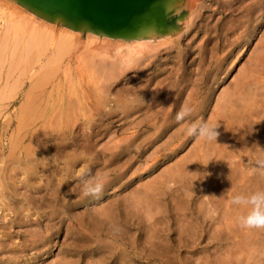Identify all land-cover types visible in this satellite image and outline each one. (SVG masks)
<instances>
[{"label":"bare ground","instance_id":"bare-ground-1","mask_svg":"<svg viewBox=\"0 0 264 264\" xmlns=\"http://www.w3.org/2000/svg\"><path fill=\"white\" fill-rule=\"evenodd\" d=\"M127 1L131 2V0ZM132 1H134L131 3L132 6H127L128 8H124L120 14L115 15V12L119 11L117 9L114 13H96L97 15L93 17L77 5L73 7L67 2L55 1L58 6H49L35 0H0V73L7 57L11 58L9 66L14 63L10 72L9 68L6 69L8 72L5 70V77L3 76L5 79L0 88V102L12 99L22 89L20 88L22 82L24 84L25 79L29 80L27 89L22 93L23 100L21 103L19 101L16 129L11 134L5 156L4 146L0 148V195L7 193V199H12L6 204L3 203V206L7 210L11 209L15 215H18L19 223H23V216H30L31 212H28L29 208L26 207L25 213L23 202L14 199L15 195L20 194L18 188L40 193L44 183L45 190L50 187L48 193L43 191L40 194V198L44 203L52 206L48 219L53 220L57 217L60 225L48 226L50 229L54 226L56 230L54 232H57L62 227L63 220H68L64 236L69 240L66 245L64 244L63 254L58 258L55 257L57 264H110L112 260L114 264L117 262L132 264L135 258L144 259L146 264H152L151 262L172 264L174 259L168 256L170 249L179 253L181 246H186L188 243L195 246L203 225L200 221L205 222L207 219L217 220L219 223L212 231V238L216 241L234 240L233 243L231 242V245L228 243L230 246L227 249L223 247L226 252L217 251L218 253L221 251L222 255L215 254L216 256L211 257L209 254H204L202 258L198 255V257L189 256L182 261L176 256L179 264H264V232L261 233V229L238 226L236 217L241 214L242 209L229 203L234 193L264 189V175L252 170L257 157L264 156V32L259 34V37L257 35L264 24L262 23L264 0H236L238 1L236 4L233 0H220L222 11H231V18L228 17L229 19L227 18L220 28L224 30L223 39L227 40L229 31L237 35L228 42H216V46L220 44L222 50L226 45L230 47L237 45L242 41L243 31L249 27L250 33L247 38L254 39L257 35V39L245 64L237 69L238 72L233 75L232 82L226 83L219 92L215 103L212 102L214 106L207 122L218 124L216 140L205 141L197 137L187 149L184 147L192 136L184 133L186 121H177L176 112L184 105H191L194 108L191 119L204 120L212 94L210 87L216 81L215 74L221 70L220 66L226 58V55L221 54L220 61L218 60L208 70L210 66L199 65L202 64L205 56L200 55L197 72L193 69L187 71L184 67L187 54H192L193 51L186 49L189 44L183 50L180 49V38L188 25L189 27L194 25L193 19L200 16V8L206 0ZM134 6L140 8L136 13H134L136 10L133 11ZM81 7L84 9V6ZM11 38L14 39L15 45L20 43L21 46H15L11 53L9 50L7 56L5 52L12 43ZM168 43L171 44L167 47ZM162 44L169 50L170 47L175 46L178 50L168 74L158 79V75L167 72V67L162 68L163 62H160V58H151L161 55L159 51L152 52ZM203 48L204 45L198 47L197 52L202 53ZM72 59L76 63L75 68L79 70L89 65L92 67L94 73L90 79L92 93L89 92L97 96V104L92 109L99 113L104 107L100 103L104 98L109 99L111 95L110 88L118 80H126L124 75L127 69L145 65V68L152 67V71L156 70L158 73L154 76L158 80L155 86L152 84L154 89L150 91L151 95L145 106L142 105V98L136 92V94L133 92V96H130L129 91V93L119 90L115 92L116 95L113 97L115 108L123 115H129L133 111L138 112L142 107H146L147 114L134 121L133 126H138L136 130L123 135L118 140L112 138V143L109 140L105 141L98 151L95 149V143L89 141L88 135H72L73 127L79 125L78 121L82 117L81 104L85 96L82 89L84 86L79 82L81 79L78 83L74 79L76 71L73 73L75 65L71 66ZM144 59L148 61H143ZM36 60L40 63L35 69L32 65ZM192 63L193 60L189 64ZM228 66L227 64L226 67ZM162 69L164 70L159 72ZM212 69L216 73L213 72L212 76H214L211 77L213 79L208 88H204ZM14 71L17 73L13 78ZM170 75H173L174 80L163 82ZM130 76L135 77L133 74ZM67 81L69 88H73L70 89L69 94L76 90V85L81 88L77 93L74 92L76 95L73 96L74 98L72 95L64 98L62 94L64 92H55L58 88H64V83ZM139 87L142 92L150 89L146 82L138 85ZM187 87L189 90L187 89L183 98L182 95ZM48 113L49 115L45 116ZM158 115H162L161 122H158L159 124L151 132L146 131L148 135L144 133L142 139L138 138L139 130L144 127L149 131L150 127L156 124ZM151 120L154 121L151 123ZM81 123L86 129L91 126L87 117L82 119ZM168 130L170 132L167 138L161 140L164 142H160L152 153L146 152L143 164L140 165L143 171L132 176L131 174L136 170L133 169L131 174L126 176L134 164L132 160L138 155L141 157L145 149ZM97 134L98 132L95 133ZM27 137L29 138L24 143ZM68 139L74 143L72 144ZM51 148L53 152L50 151ZM183 148L186 151L179 158L176 156L177 160L174 159L172 164H168L166 168L157 172L158 174L154 172L156 175L148 180L140 181L145 173L152 172L160 162L166 161ZM97 152H100L99 156H96ZM90 155L94 159H91ZM76 162L81 164L77 173H75ZM93 163L100 166L93 171L92 176H102L104 184L99 193L84 196L82 181L89 178L86 175L92 171ZM74 180L75 183L71 185L70 182ZM62 186H65V189L62 191L60 197L62 201L59 203L58 193ZM9 187L11 189L6 193L2 192ZM109 188H112L113 192L110 191L111 189L109 192ZM26 196L30 197L27 194L24 197ZM69 199L71 200L68 202ZM27 201L35 202L32 197ZM191 203L194 204L193 207ZM79 207H82L81 212H78L80 209L76 211ZM36 210L39 208L34 209ZM4 215L7 216L8 213ZM40 215L42 216V213ZM170 220L175 224L172 230L177 234L176 248L171 244L172 239L170 240ZM113 223L120 226V230L116 233L109 227ZM131 230L135 231V234H132ZM39 233L28 234L31 236V244L42 243L44 246L47 243L46 238L52 239L50 233L46 235L43 233L42 236ZM138 235L141 240V245H138L141 246L140 248L135 246ZM210 238L209 235L208 240ZM85 250L92 256L83 258ZM20 263L23 264V261Z\"/></svg>","mask_w":264,"mask_h":264},{"label":"rangeland","instance_id":"rangeland-1","mask_svg":"<svg viewBox=\"0 0 264 264\" xmlns=\"http://www.w3.org/2000/svg\"><path fill=\"white\" fill-rule=\"evenodd\" d=\"M212 1V2H211ZM206 0L204 1V4L203 6L200 8L201 10V13H200V16H198L197 18H194L193 19V26L188 25V27L185 29V31L182 32V37L180 38V43H179V47L181 46L180 49L183 50V48L186 47V45H188L189 47L186 48L187 50L189 51H193L192 54L191 53H188L187 54V60H185L184 62V67H186V70L187 71H190L191 69L195 70L196 72L198 71L197 67H199L197 65V62L199 60V56L201 55H205L203 57V61H202V64H199L200 66H210L209 68H207L208 70L212 68V66L215 65V63L220 59L222 58V55H226V58H225V61H223V63L221 64L220 68L221 70L219 72L216 73L215 70L212 69L211 71V76L209 77V80L207 81L208 83L206 84V87L204 88H208L207 86L210 84V82L212 81L213 77L212 74L216 73L215 77H216V81L212 83L210 89L212 90V94H211V99L209 101V104H208V107H207V111L205 112L206 115H204V120L203 121H208V118H210L209 114L214 106V103H215V100H216V97L217 95L219 94V92L224 88V86H226V83L229 84L230 82H232V77L234 78V74H236V71L237 69L239 70L240 69V66H242L243 64H245L247 58L249 57L250 55V52L251 50L253 49V46H254V43L257 39V35L258 37L262 34L263 29H264V24H262L260 30L258 31L257 35L253 38H247L248 34L250 33L249 29L246 28L247 30L243 31V36H242V41L239 42L237 45L235 46H225V49H222L221 50V46L220 44H217L216 46V42L218 43L219 41H222V43H225V42H228L229 40H232L237 34L232 32V31H229L228 34H227V40L224 41V37H223V29H220L221 26L224 24L225 20L227 21V18L230 17V14H231V11H227V10H223L222 11V2L223 0ZM219 1V2H218ZM218 2V4H217ZM234 4H236L238 1H234ZM212 11V12H211ZM224 12V13H223ZM220 14V15H219ZM228 14V15H227ZM220 17L218 20H217V16ZM234 16L238 15V14H232ZM231 18V17H230ZM196 19V20H195ZM214 19V20H213ZM229 19V18H228ZM224 20V21H223ZM216 21V22H215ZM192 23H189V24H192ZM205 23V25H204ZM222 23V24H221ZM262 23H264V18L262 20ZM201 24V25H200ZM198 25V26H197ZM199 27V28H198ZM196 28V29H195ZM204 28V29H203ZM206 28V30H205ZM211 28V29H209ZM216 28V29H215ZM205 30V32H204ZM215 30V31H214ZM242 29H240L241 31ZM199 31V32H198ZM209 31V32H208ZM186 32V33H185ZM204 32V33H203ZM216 32V33H215ZM214 33V34H212ZM220 33V34H219ZM212 34V35H211ZM222 34V35H221ZM260 34V35H259ZM194 35V36H193ZM206 35V37H205ZM232 35V37H231ZM230 36V37H229ZM188 37V38H187ZM246 38V39H244ZM11 44L8 45V48H6V55L8 56V53H9V50H10V53L11 51L13 50V48L15 46L19 47L21 46L20 43L18 44H14V39L11 38ZM203 39V40H202ZM188 40V42H187ZM246 40V41H245ZM196 41L197 44H196ZM187 42V43H186ZM204 42V43H203ZM171 44V43H168L166 44L167 47L168 45ZM204 45V48H203V51L202 53H198V47ZM80 45V44H79ZM166 45L164 46V44L156 47L152 53L159 51L161 53V55L159 54V56L157 55V57L153 56V58L151 59H158L160 58V62H163L161 63V66L162 68L163 67H167V72L166 73H162L161 75H158V79L162 78V76L168 74V71L172 68V64L175 60V56H176V52L178 49H176V46L175 47H170L171 49L169 50ZM210 45V46H209ZM243 46V47H242ZM163 47V48H162ZM223 47V46H222ZM237 47V49H236ZM80 48H81V45H80ZM178 48V47H177ZM216 48V50H215ZM224 48V47H223ZM229 48V49H228ZM242 48V49H241ZM165 49V50H164ZM175 49V50H174ZM231 49V50H230ZM205 50V51H204ZM235 50V51H234ZM165 51H169V53H164ZM228 51V52H226ZM238 51V52H237ZM225 52V53H224ZM246 52V53H245ZM150 53V52H148ZM207 53V54H206ZM209 53V54H208ZM224 53V54H223ZM227 53V54H226ZM169 54V55H167ZM222 54V55H221ZM163 55V56H162ZM215 55V56H214ZM165 57V58H164ZM211 58V59H210ZM235 58V59H234ZM237 58V59H236ZM11 58L10 57H7V59L5 60V62L2 64V70H1V73H0V88L1 86L3 85V82L4 81V73H5V70L7 68H9V72L11 71L10 69L14 66V63H11V66L8 65V63L10 62ZM43 59V58H42ZM228 59H231V60H228ZM193 60V63L190 65V61ZM235 60V61H234ZM74 60L72 59V62ZM143 61H148L147 59L143 60ZM169 61V62H168ZM220 61V60H219ZM231 61V62H229ZM70 62L71 66H74L73 68L76 67V63L75 62ZM210 62V63H209ZM233 64L231 66V64ZM40 62H38L37 60L34 61V64L32 65L33 68H37V65L39 64ZM156 63V61H155ZM167 63V64H166ZM226 63V64H225ZM171 64V65H170ZM225 64V66H224ZM227 64L229 65L228 67ZM36 65V66H35ZM35 66V67H34ZM87 66V65H86ZM144 67H138V68H135V67H131L129 69L126 70L125 72V75H124V78L126 80L123 79L122 80H118L116 84H114L113 87H111V97L109 96V99L107 98H104L103 102L100 103V105L102 106H106L105 108L103 107L102 108V111L99 113V112H96L94 109H92L96 104H97V96H94L92 95L91 91H92V83H91V75L94 76V73H92V67L87 66L85 67L84 69H77L75 68L73 73L76 71V75L73 76L75 77V81L78 83V81L80 82L81 85H83L84 87H82L83 89V92L85 94L84 98H82V110H81V113L82 114V117L81 119L78 121L79 125L73 127L72 129V135H88L89 137V141L90 142H94L95 143V149L96 151H98V149H100L102 147V145L105 144V141L112 143L113 140H118V138L122 137L123 135H126V134H129L131 131L133 130H136L138 126L134 125L133 126V123L134 121L137 119H140L142 116L146 115L147 114V111L145 110L146 107H142L141 110H139L138 112L137 111H133L131 112L129 115H123L121 113V111L119 109H116L115 108V103H114V100H113V97L116 95V91H122L123 93H126V92H130V96H133V92L134 94L138 93V95L140 96V98H142L141 102L143 103L142 105L145 106V104L148 103V99L150 98V91L152 89H154V86L157 82V77L154 78V76L157 73L156 70L152 71V67L150 68H145V65H143ZM189 66V67H188ZM78 67V66H77ZM224 69H223V68ZM80 68V67H79ZM87 68V70H86ZM91 70H90V69ZM135 68V69H134ZM142 68V69H141ZM227 71H226V69ZM229 68V69H228ZM15 69V68H14ZM134 69V70H133ZM137 69V70H136ZM148 69V70H147ZM33 70V69H32ZM164 69L160 70L159 72H162ZM7 71V70H6ZM7 71V72H8ZM194 71V72H195ZM223 71L225 74H223ZM226 71V72H225ZM79 72V73H78ZM83 72V73H82ZM214 72V73H213ZM238 72V71H237ZM16 73L17 71H14L12 73L13 78L16 76ZM85 73V75H84ZM92 73V74H91ZM135 73V74H134ZM152 73V74H150ZM219 73V74H218ZM222 73V74H221ZM82 74V75H81ZM130 74L135 77H132L130 76ZM148 74V75H147ZM79 75V76H78ZM81 75V76H80ZM142 75V77H141ZM219 75V76H218ZM234 75V76H233ZM4 76V77H3ZM92 76V77H93ZM195 76V74L193 75ZM79 77V78H78ZM82 77V78H80ZM85 77V79H84ZM141 77V78H140ZM144 77V78H143ZM160 77V78H159ZM219 77L221 79H219ZM12 78V79H13ZM87 78V79H86ZM149 78L151 79V81H149ZM170 78V79H168ZM168 78H166V80H164L163 82H167V81H171L172 79L174 80V77L173 75H170L168 76ZM10 79V78H9ZM219 79V80H218ZM136 80V81H135ZM86 81V83H85ZM87 81L89 83H87ZM68 82V81H67ZM64 83V88L60 89L58 88V91L56 90L55 92H64L62 93L64 98L68 95H72V98H74L73 96H76L75 93H77V91H79L81 88L77 87V85L75 86L76 90H73L72 94H69L70 93V89L72 90L73 88L70 87L69 88V82L68 83ZM137 82V83H136ZM146 82V84L148 85V89L149 91H145V92H142L141 91V88L139 87L138 88V85H142V83L144 84ZM151 82V83H150ZM141 83V84H140ZM28 84H29V80L28 79H25L24 81V84L22 82L20 88L22 87V89L19 90V92L12 98V99H6V100H3L0 102V148H3L4 146V156L6 155V152H7V147H8V143H9V139L11 137V134L14 132V130L16 129V124H17V113H18V106L19 104L21 103V101L23 100V95L22 93L27 89L28 87ZM154 84V86L152 85ZM68 85V87H67ZM153 86V87H152ZM219 88V89H218ZM189 90V87L186 88V90L184 91V94L182 95V97L184 98L187 93V91ZM67 90V91H66ZM91 93H90V92ZM201 91H204L203 89H201ZM75 92V93H74ZM128 92V93H129ZM136 92V93H135ZM55 95V93H53ZM114 94V95H113ZM216 94V95H215ZM79 96L81 95V93L78 94ZM77 95V96H78ZM21 97V98H20ZM5 101V102H4ZM20 101V103H19ZM181 102V101H180ZM214 102V103H212ZM6 104V105H4ZM54 104H56V102H54ZM87 104V105H86ZM14 106V107H13ZM7 107V108H6ZM158 108V107H156ZM209 108V109H208ZM5 109V110H4ZM88 112L89 114L91 115H88L86 112ZM105 111V112H103ZM119 113H120V116H119ZM52 114V113H50ZM94 114V115H93ZM97 114V115H95ZM49 115L48 114H45V116ZM52 116V115H51ZM96 116V117H95ZM102 116H105V117H102ZM114 116V117H112ZM130 116V118H129ZM132 116V117H131ZM89 118L90 119V128L86 129L83 124L81 123V120L85 119V118ZM121 117V118H120ZM10 118V119H9ZM129 118V119H128ZM162 118V115H158V119L155 120L156 124L152 127H150V130H145L144 127H142L143 129L142 130H139V136L138 138L142 139L141 136L144 135H148L149 132H151L157 124H159L158 122H161V119ZM121 119V120H120ZM15 120V121H14ZM101 120V121H100ZM106 120V121H105ZM120 120V121H119ZM129 120V121H128ZM103 121V122H102ZM118 123H117V122ZM122 121V122H121ZM154 120H151L150 122L152 123ZM128 122V123H126ZM8 123V124H7ZM109 123V124H108ZM124 123V124H123ZM181 123V122H180ZM179 123V124H180ZM115 124V125H113ZM123 124V125H122ZM95 125V126H93ZM100 125V126H98ZM118 125V126H117ZM131 126V127H130ZM134 129H133V127ZM115 127V128H114ZM129 127V128H128ZM104 128V129H103ZM119 128V129H118ZM126 129V131H125ZM129 129V130H128ZM100 130V131H99ZM124 130V131H123ZM86 131V132H85ZM102 131V132H101ZM108 131V132H107ZM112 131V132H111ZM113 131H116V132H113ZM141 131V132H140ZM146 131L148 133H146ZM98 132L97 135H95V133ZM118 132V133H117ZM170 132V130H168L160 139L156 140L154 142V144H150L146 149L145 151L143 152V154L141 155H138L136 159H133L132 160V167L130 168V170L126 173V176L129 174H131V172L133 171V169H136L134 173H132L131 175L134 176L135 174L137 175L138 173L142 172L143 169L140 167L141 163L143 164V159L145 158V156L150 153H152L156 148H158L159 146V143L160 142H164V141H161V140H165L167 138V134ZM87 133V134H86ZM106 133V134H105ZM114 136H113V134ZM115 133H116V136H115ZM143 133V134H142ZM103 134V135H102ZM10 135V136H9ZM110 135V136H109ZM144 135V136H145ZM107 136V137H106ZM112 136V137H111ZM109 137V138H108ZM116 137V138H115ZM166 137V138H164ZM29 137H27L24 141V143L28 140ZM106 138V140H105ZM113 138V140H112ZM144 138V137H143ZM197 137L195 136H192L189 140H188V143L187 145L184 147V148H188L191 143L196 139ZM7 139V140H6ZM97 139V140H96ZM194 139V140H193ZM69 142H72V144L74 143L72 140L68 139ZM160 140V141H159ZM138 141V139H137ZM110 143H108L110 145ZM158 143V144H157ZM72 144H71V147H72ZM189 144V145H188ZM153 145V146H152ZM2 146V147H1ZM149 148V149H148ZM181 149L180 151H178V153L176 152L175 154H173L170 158H168L166 161L164 162H160L159 165L150 173H143L144 175L142 176V178L140 179V181H144V180H148L149 178L153 177V175H156L158 174L162 169L166 168L168 166V164H172L173 161H175L174 159L177 160L176 156L179 158L185 151L186 149ZM78 149H80V146L78 147ZM184 150V151H183ZM51 152H53V149L51 148L50 150ZM133 152V151H132ZM147 152V153H146ZM181 152V153H180ZM96 156H99L100 152L98 153H95ZM177 154V155H176ZM179 154V155H178ZM91 156V155H90ZM125 157V156H124ZM139 157V158H138ZM142 158V159H141ZM91 159H94L92 156H91ZM102 159V157H101ZM172 159V160H171ZM172 162H171V161ZM169 161V162H168ZM122 162V160L120 161ZM140 162V163H139ZM136 163V164H135ZM138 163V164H137ZM80 163L78 164V162H76L75 164V167H76V171L75 173H77V169L80 167ZM92 165V171H89L88 174L86 175V177H92L93 175V171L96 170L97 167L100 166V164H91ZM134 166H136L134 168ZM161 168V169H160ZM160 169V170H159ZM132 170V171H131ZM141 170V171H140ZM137 171V173H136ZM156 174H155V173ZM158 172V173H157ZM150 174V175H149ZM138 177V176H137ZM135 177V178H137ZM75 183V180L74 181H71L70 184L73 185ZM69 184V185H70ZM70 185V186H71ZM45 186V183L43 184L41 190H40V193L39 192H35L33 190H29L28 191H25L24 188H18L19 190V195H15L14 196V199H20L22 202H23V205L25 207V213L27 211V208H29L28 212H31V215L30 216H23V223H19V219H18V215H15V213L9 209H5V206H3V203H7V201L9 200V202L12 200V199H7V190H10L11 188L9 187L8 189H4L2 190V192L6 193V194H3V195H0V264H4V261L5 263L7 264V261H8V264H19L20 261H23V264L25 262V264H32V261L34 264H57L56 263V260L58 258V256H60L61 254H63V249H65V245L67 244L68 242V238L65 235V228H66V223L68 222V220H63V223L61 224L62 227H60V229L57 231V232H54L56 231L54 229V226L56 227L57 225H60L59 222L57 221V217H54L53 220H50L48 219V215H49V212H50V209L52 208V206L50 205H47L46 203H44L41 198H40V194L44 191H46L47 193L49 192L50 190V187H47V189L45 190V188H43ZM187 188V187H186ZM23 191H22V190ZM65 189V186H62L61 187V190H59V193H58V202L60 203V201H62L60 199V197L62 196V191ZM111 189V190H110ZM112 191V188H109L108 191ZM22 191V193L20 192ZM109 191V192H110ZM25 192L27 195H29L30 197H32L34 199L35 202L33 203H36V205H34L33 203H30L27 201V199L29 200L30 197L26 196L24 197L26 194L23 193ZM35 193V194H34ZM118 193V192H117ZM33 194V195H32ZM39 194V195H38ZM23 195V196H21ZM5 196V197H4ZM20 196V197H19ZM3 197V198H2ZM203 198V196L201 197ZM205 198V197H204ZM13 199V200H14ZM71 199L68 200V202L70 201ZM100 203V202H99ZM33 204V205H32ZM40 205V206H39ZM44 205V206H43ZM35 206V208H33ZM46 206V207H45ZM49 206V208H48ZM191 206L193 207L194 204L191 203ZM27 207V208H26ZM39 208V210H36L34 211V209H37ZM80 209L78 212H81L82 210V207H79L76 209V211ZM43 210V211H42ZM8 213V217L4 214H7ZM34 213H36L34 215ZM38 213V214H37ZM40 213H42V216L40 215ZM4 216V217H3ZM37 218V219H36ZM25 219V220H24ZM165 219V217H164ZM49 220V221H48ZM40 224H39V223ZM202 225V228L199 232V236H198V243L195 245V246H192L191 243H188V245L186 246H181L179 247V253L178 251H174L173 249H170L169 253H168V256L171 257L172 259H174V262L172 264H179L178 261L176 260V256L180 259V261H182L183 259H185L186 257L189 258V256H193V257H198L200 256L201 258L204 256V254H209L211 257L213 256H216L218 254H221L222 252L219 251V253L217 252L218 250H224V252H226L225 249H227L228 246L231 245V242L233 243L234 240H229L228 241H224L223 239L222 240H218L216 241L214 238H212L213 234H212V231L213 229L217 228L218 226V221H211V220H208L205 221V222H202L200 221ZM47 223V224H46ZM206 223V224H204ZM51 224H54V226H52V229H50V226ZM172 224V225H171ZM221 224H223V222H221ZM25 225V226H24ZM34 227H33V226ZM50 225V226H48ZM170 228H171V231H170V240L172 239V246L174 248H176V243L178 241L177 239V234L175 231L172 230V228H174L175 224L174 222H172V220H170ZM12 226V227H11ZM30 226V228H29ZM25 227H28V229H26ZM32 227V228H31ZM38 227V228H37ZM215 227V228H214ZM2 228V229H1ZM205 228V230H204ZM212 228V229H211ZM11 229V230H10ZM25 229V230H24ZM45 229V230H44ZM49 229V230H48ZM203 230V231H202ZM226 230V229H225ZM224 230V232H226ZM132 231V230H131ZM261 233L264 232V229H261L260 230ZM16 232V233H15ZM18 232V233H17ZM31 232H36V233H39L42 234L44 233V235H46L47 233H50L52 236L50 238L52 239H45V241H47L46 245H42V243H38L37 245H34V244H31V236H29ZM46 232V233H45ZM1 233H5V235H1ZM55 235H54V234ZM135 234V231H132V234ZM202 233V234H201ZM206 233V234H205ZM29 234V235H28ZM205 234V235H204ZM23 235V236H22ZM27 235V236H26ZM175 235V236H174ZM209 235H210V240L209 239ZM212 235V236H211ZM19 237V238H17ZM200 237V238H199ZM14 238V239H12ZM23 238V239H22ZM17 239V240H16ZM28 239V240H27ZM232 239V237H231ZM10 240V241H8ZM11 240L13 242H11ZM21 242H20V241ZM67 240V241H66ZM138 242H140L138 244V242L136 241L135 242V246H137V248H140L141 246L138 247V245H141V240H139V235L136 239ZM206 240V242H205ZM4 243H3V242ZM18 241V242H17ZM27 241V242H26ZM52 241V242H51ZM207 241H208V244H207ZM224 241V242H223ZM20 242V244H19ZM23 242V244H22ZM49 242V243H48ZM64 242V243H62ZM10 243V244H9ZM13 243V244H11ZM16 243V244H15ZM28 243V244H27ZM51 243V244H50ZM62 243V244H61ZM206 243V244H204ZM230 243V245L228 244ZM4 244V245H3ZM18 244V245H17ZM22 244V245H21ZM27 244V245H26ZM30 244V245H29ZM50 244V245H49ZM62 245L61 247L59 245ZM65 244V245H64ZM5 246H8V247H5ZM214 246V247H213ZM3 247V248H2ZM13 247V248H11ZM17 247V248H16ZM20 247V248H19ZM44 247V248H43ZM190 247V248H189ZM225 249H224V248ZM232 247V246H231ZM5 248V249H4ZM39 248V249H38ZM60 248V249H59ZM198 248V249H197ZM215 248V249H214ZM14 249V251H13ZM19 249V251H18ZM22 249V250H21ZM25 249V250H24ZM31 249V251H30ZM34 249V250H33ZM210 249V250H208ZM213 249V250H211ZM33 250V251H32ZM208 250V251H207ZM22 251V252H21ZM27 253H26V252ZM87 250H85L84 254H83V258H89V256L91 257L92 255L88 252H86ZM189 251V252H188ZM3 252H5L6 254H4ZM25 252V253H24ZM31 252V253H30ZM62 252V253H60ZM187 254H186V253ZM221 252V253H220ZM12 253V255H11ZM14 253V254H13ZM18 253V254H17ZM22 253V254H21ZM36 253V254H35ZM58 253V254H57ZM86 253V254H85ZM198 253V254H197ZM5 255V256H2V255ZM16 254V256H15ZM183 254V255H182ZM216 254V255H215ZM10 255V256H9ZM18 255V256H17ZM186 255V256H185ZM188 255V256H187ZM198 255V256H197ZM222 255V254H221ZM21 258H20V257ZM38 258H37V257ZM68 256V255H67ZM85 256V257H84ZM3 257V258H2ZM5 257V259H4ZM10 257V258H8ZM15 257V258H13ZM25 257V259H24ZM57 257V258H55ZM3 259V262H2V259ZM13 258V259H12ZM35 258V259H34ZM11 259V260H10ZM22 259V260H21ZM28 259V260H26ZM133 260V259H132ZM135 260V262H134ZM133 260V263L132 264H144V259H134ZM13 261V262H12ZM30 261V262H29ZM41 261V262H40ZM36 262V263H35ZM43 262V263H42ZM152 264H156L154 262H151ZM22 264V263H20ZM110 264H114V261L112 260ZM118 264V262H117ZM146 264V263H145ZM150 264V263H149Z\"/></svg>","mask_w":264,"mask_h":264},{"label":"clouds","instance_id":"clouds-1","mask_svg":"<svg viewBox=\"0 0 264 264\" xmlns=\"http://www.w3.org/2000/svg\"><path fill=\"white\" fill-rule=\"evenodd\" d=\"M193 112L194 108L191 105H184L176 112L177 121H186L184 133L205 141H215L218 136V124L192 120ZM252 170L264 175V156L257 157ZM103 184L104 178L100 175L86 178L82 181V194L95 195L102 190ZM229 203L242 209L241 214L236 217L238 226L247 229H264V189L234 193ZM109 227L114 233L120 230V226L115 223L110 224Z\"/></svg>","mask_w":264,"mask_h":264},{"label":"water","instance_id":"water-1","mask_svg":"<svg viewBox=\"0 0 264 264\" xmlns=\"http://www.w3.org/2000/svg\"><path fill=\"white\" fill-rule=\"evenodd\" d=\"M35 1L40 4L49 5V6H58V4L55 3V1L62 3L67 2V4L69 3L72 6L77 5V7H80V9L84 10L85 12H89V15L93 17L97 15L96 13H112V12L114 13L117 9H119V11L115 12V15L120 14L124 8L126 9L127 6L128 7L132 6L131 3L134 2L132 0L131 2H128L127 0H50V1L35 0ZM81 6H84V9ZM139 10L140 8H138V6L137 7L134 6L133 8V11H135L134 13L138 12ZM97 23H99L100 25L103 24L102 22L101 23L97 22Z\"/></svg>","mask_w":264,"mask_h":264}]
</instances>
